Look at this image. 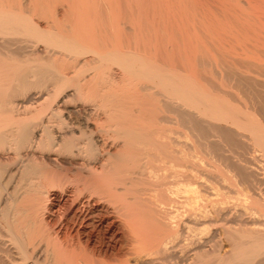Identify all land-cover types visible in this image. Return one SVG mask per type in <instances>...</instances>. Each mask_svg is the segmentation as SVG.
I'll use <instances>...</instances> for the list:
<instances>
[{
    "label": "bare ground",
    "instance_id": "obj_1",
    "mask_svg": "<svg viewBox=\"0 0 264 264\" xmlns=\"http://www.w3.org/2000/svg\"><path fill=\"white\" fill-rule=\"evenodd\" d=\"M0 51V264H264V0H0Z\"/></svg>",
    "mask_w": 264,
    "mask_h": 264
},
{
    "label": "rangeland",
    "instance_id": "obj_2",
    "mask_svg": "<svg viewBox=\"0 0 264 264\" xmlns=\"http://www.w3.org/2000/svg\"><path fill=\"white\" fill-rule=\"evenodd\" d=\"M0 52H2V51H0ZM0 57L2 58V56H0ZM0 61H1V60H0ZM1 64H2V62H1ZM0 66H1V65H0ZM254 76H256V75H254ZM263 76H264V73H263V75H262L261 77H258V78H262ZM256 77H257V76H256ZM258 80H259V81L261 80L260 82H261V84H263V82H264V81H263L264 78H262V79H258ZM262 81H263V82H262ZM255 82H258V81H255ZM260 82H258V84H259ZM247 85H248V86H246V85H242L243 87H241V90L243 91V93H248V92H249V95H252V94H250V93H251V92H255V91H256V90H255L256 87H255L254 84L252 85V83H249V84H247ZM256 85H257V84H256ZM244 86H245V87H244ZM252 86H253V87H252ZM254 87H255V88H254ZM257 87H258V86H257ZM259 87H260V86H259ZM259 87H258V90L261 89V88H259ZM247 91H248V92H247ZM250 91H251V92H250ZM257 94H258V93H257ZM257 94L255 93L254 96H253V95H252V96L255 98L256 101H257V99H258V100H259V99L261 100V101H260V100L257 101L258 103L260 102L258 108H259V110H261V112H262V111L264 112V100H263V98H262V96H264V94H261L262 96L260 95L261 98L259 97V95L256 97ZM246 95H248V94H246ZM258 97H259V98H258ZM0 98L2 99V96H0ZM256 98H257V99H256ZM1 99H0V104H1V102H2ZM0 106H1V107H0V113H2V110H1V109H2V105H0ZM1 121H2V119H0V123L2 124ZM0 152L2 153L1 149H0ZM258 154H259V153H258ZM0 156H1V154H0ZM259 156H260V155H259ZM259 156H258V157H259ZM0 158H2V156H1ZM1 160H2V159H1ZM262 161H263V159L261 160V163H262ZM260 165H261V167L258 168V172H260L261 176H260V175H258V176H259L260 179H262V178L264 179V176H263L264 173L262 172L263 169H264V166H263V165H264V161H263V163L260 164ZM260 165H259V166H260ZM262 168H263V169H262ZM259 169H260V170H259ZM261 172H262V173H261ZM262 176H263V177H262ZM263 179H262V181H264ZM262 185H263V182H262L261 186H262ZM262 187L264 188V185H263ZM262 187H260V189H261ZM263 188H262V190H264ZM245 217H246V216H245ZM0 227H1V226H0ZM0 232H1L0 235H2V230H1V228H0ZM0 237H1V236H0ZM1 241H2V239H1ZM1 241H0V242H1ZM220 242H223V243H221V249H222L223 252H225L226 250H227V251L230 250L229 248H231V245H232V242H231V241H229V240H226V241L222 240V241H220ZM225 242H226V243H225ZM222 251H221V252H222Z\"/></svg>",
    "mask_w": 264,
    "mask_h": 264
}]
</instances>
